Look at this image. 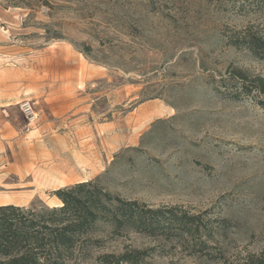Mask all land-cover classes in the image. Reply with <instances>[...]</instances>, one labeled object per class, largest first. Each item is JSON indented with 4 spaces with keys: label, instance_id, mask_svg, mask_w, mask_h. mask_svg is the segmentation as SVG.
I'll return each instance as SVG.
<instances>
[{
    "label": "rangeland",
    "instance_id": "1",
    "mask_svg": "<svg viewBox=\"0 0 264 264\" xmlns=\"http://www.w3.org/2000/svg\"><path fill=\"white\" fill-rule=\"evenodd\" d=\"M247 35L264 39V0H0V105L36 144L33 188L7 182L0 198L52 207L61 187L48 176L93 181L152 209L199 215L206 241L199 251L198 236L130 232L94 255L124 246L150 249L140 264L258 255L264 96L240 93L237 73L264 80V56Z\"/></svg>",
    "mask_w": 264,
    "mask_h": 264
},
{
    "label": "trees",
    "instance_id": "2",
    "mask_svg": "<svg viewBox=\"0 0 264 264\" xmlns=\"http://www.w3.org/2000/svg\"><path fill=\"white\" fill-rule=\"evenodd\" d=\"M245 39L254 54L264 56V39L255 35ZM237 75L240 93L264 96L263 79ZM257 103L264 109V99ZM52 195L59 201L52 207L0 206V264H140L150 249L124 246L117 253L93 254L108 238L130 232L165 239L198 236L199 251L206 247L199 215L176 208L152 209L114 196L93 181L61 187ZM242 264H264V250L247 256Z\"/></svg>",
    "mask_w": 264,
    "mask_h": 264
},
{
    "label": "crops",
    "instance_id": "3",
    "mask_svg": "<svg viewBox=\"0 0 264 264\" xmlns=\"http://www.w3.org/2000/svg\"><path fill=\"white\" fill-rule=\"evenodd\" d=\"M8 114L9 110L0 105V186L12 182L15 187L33 188V150L36 145L34 131L25 132V122L16 116L9 117ZM47 181V186L53 189L66 185L65 180L59 183L58 176H48ZM20 201H5L0 198V206L20 207Z\"/></svg>",
    "mask_w": 264,
    "mask_h": 264
},
{
    "label": "built area",
    "instance_id": "4",
    "mask_svg": "<svg viewBox=\"0 0 264 264\" xmlns=\"http://www.w3.org/2000/svg\"><path fill=\"white\" fill-rule=\"evenodd\" d=\"M20 111L28 122H31L35 118L33 108L29 102L22 103L20 105Z\"/></svg>",
    "mask_w": 264,
    "mask_h": 264
}]
</instances>
